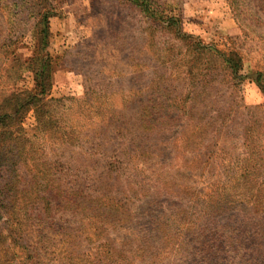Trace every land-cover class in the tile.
I'll use <instances>...</instances> for the list:
<instances>
[{"label": "rangeland", "instance_id": "rangeland-1", "mask_svg": "<svg viewBox=\"0 0 264 264\" xmlns=\"http://www.w3.org/2000/svg\"><path fill=\"white\" fill-rule=\"evenodd\" d=\"M160 1L196 40L237 51L242 78L233 85L228 72H212L197 103L183 91L192 123L175 120L172 134L148 138L114 125H132L141 101L181 90L172 71L188 69V43L130 0H0V113L10 115L0 121V264H96L103 254L101 264H264L262 210L209 195L233 196L222 186L233 178L222 173H235L228 165L236 168L248 144L264 155L255 82L264 26L250 17L242 29L229 0ZM44 11L52 14L45 45ZM217 56L203 61L221 70ZM42 62L53 100L37 110L25 103Z\"/></svg>", "mask_w": 264, "mask_h": 264}, {"label": "trees", "instance_id": "trees-1", "mask_svg": "<svg viewBox=\"0 0 264 264\" xmlns=\"http://www.w3.org/2000/svg\"><path fill=\"white\" fill-rule=\"evenodd\" d=\"M130 1L134 5L138 6L141 13L144 14L145 17L152 18V22L159 26L160 29H168L172 32L175 38L178 39V42H183L184 44L188 43V47L191 50L192 59L186 61V65H189L188 69L186 68V70H183L182 72L181 68L185 66V63H177L173 66L174 70L172 71V75L183 78L185 82L183 84L181 83V90L177 92V94L167 95L159 102H155L152 99H145L143 103L141 101V108H139V110H141L138 114L134 115L135 118L132 119V125L124 121L122 123H127L128 127L123 126L122 123L120 125L115 123L114 128L128 130L130 133L137 131L134 133L145 134V136L148 138L152 137V133H157L159 135H170L172 134L171 131L174 125L172 124L173 121L176 120L178 124H176L175 127H188L192 123L191 121L194 111V102H198L199 94L209 92V87L206 85V83L212 81L213 75L219 74L220 76L219 72L222 71L223 74H227L228 72L230 79L234 81L233 85H235L236 78H242L240 74V70L242 68V57L237 51H231L229 54L226 52L218 53L212 44H203L200 40H196L191 34L183 31L179 26V19L165 14V2H161L160 0ZM229 2L233 6V10L236 14L238 22H241L240 25L242 29L246 27V23H244L245 19H249L250 17H252V19L257 18L256 21H253L264 26L262 21L263 19L259 17V13L264 12V0H229ZM51 15L52 14L49 11H44L42 13L41 21L44 22L42 37L43 45H45L46 39L48 38L49 17ZM253 26L254 27H248L247 30H253V28L255 29L256 25L253 24ZM215 54L220 55L217 57L221 63V70H219L220 68L213 64L214 59L211 58L207 61H203V56H212ZM46 55L49 57L48 53H46ZM41 59H43V56ZM182 59L184 60V58ZM197 62H200L201 64L197 65ZM31 71L35 75V86L33 89L34 91L29 94L30 97L26 100L25 105H28V107L34 106L38 110L43 105V102H49L53 100L52 98L47 99L51 89L52 71L49 63L45 62H42L41 66L33 67ZM212 72L215 73L212 75ZM255 73V82H257L258 86L264 92V70L257 69ZM221 85L222 84L220 81L218 86ZM225 85L228 87V89L234 88V86H231L230 84ZM185 87L186 89H183ZM185 90L189 91L190 98L194 100L193 103H187V100L183 99V91ZM203 100L204 99L200 100L199 103H201ZM23 105V103L18 104L17 110L23 108ZM227 108L228 106L222 104L221 106H217L216 111L218 114H221ZM9 116L10 115L7 111L0 113V121L6 120L9 118ZM248 145L251 146H246L244 152L245 156L236 163V168H233L232 165H228L230 169L236 170L235 173L231 175L232 173L230 171L228 174V168L222 173L230 175L233 178L230 180V182H227L225 179L222 180V186L229 184L230 187L235 190L233 196L228 194L226 191H220V195L214 189H211V194L209 195L210 197H216L217 201H219L222 206L229 207L231 205H235L236 208H238L241 212L250 214V212H255L256 209H261L262 212L257 213V217H260V219L264 221L263 149L259 150L256 144ZM217 183V185L221 184L220 182ZM257 217L253 216L252 218L256 219ZM78 229L81 231L80 228ZM96 258L98 259L96 264H101V261H108L106 254H103V256L98 255Z\"/></svg>", "mask_w": 264, "mask_h": 264}]
</instances>
